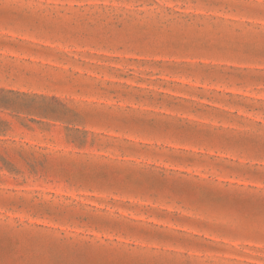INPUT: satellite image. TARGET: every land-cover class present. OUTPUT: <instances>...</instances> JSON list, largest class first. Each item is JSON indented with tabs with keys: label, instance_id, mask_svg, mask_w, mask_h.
I'll return each instance as SVG.
<instances>
[{
	"label": "rangeland",
	"instance_id": "obj_1",
	"mask_svg": "<svg viewBox=\"0 0 264 264\" xmlns=\"http://www.w3.org/2000/svg\"><path fill=\"white\" fill-rule=\"evenodd\" d=\"M0 264H264V0H0Z\"/></svg>",
	"mask_w": 264,
	"mask_h": 264
}]
</instances>
